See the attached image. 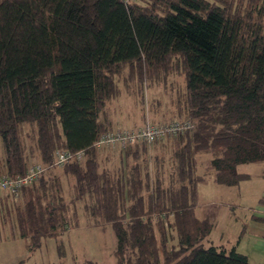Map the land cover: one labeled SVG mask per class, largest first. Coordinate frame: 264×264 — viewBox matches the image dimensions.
Returning a JSON list of instances; mask_svg holds the SVG:
<instances>
[{"label":"trees","instance_id":"obj_1","mask_svg":"<svg viewBox=\"0 0 264 264\" xmlns=\"http://www.w3.org/2000/svg\"><path fill=\"white\" fill-rule=\"evenodd\" d=\"M124 69L126 88L183 75L165 122L192 127L164 137L167 177L157 154L151 178L147 142L119 147L117 168L101 164L94 142L114 127L108 103ZM59 149L84 152L60 175ZM209 149L223 185L249 178L239 164L264 160V0H0V174L46 166L0 202V223L29 252L77 227L81 203L88 222L111 226L116 264H249L235 246L201 242L213 223L195 212L196 154Z\"/></svg>","mask_w":264,"mask_h":264},{"label":"rangeland","instance_id":"obj_2","mask_svg":"<svg viewBox=\"0 0 264 264\" xmlns=\"http://www.w3.org/2000/svg\"><path fill=\"white\" fill-rule=\"evenodd\" d=\"M128 76L124 69L118 79L119 94L108 103V109L114 123L121 127H133L137 124L150 121L157 122L159 118L172 113L175 100L182 98L185 92L183 75L171 72L167 77H144L130 82L128 88L124 85ZM163 118V119H162ZM170 119V118H169ZM116 128L113 127L112 129ZM169 137L156 143H146L148 146V165L151 178L155 173L154 157L164 155L163 169L165 176L172 169L173 160L169 150ZM140 143V142H139ZM118 145L107 146L100 151L101 164L109 168L120 165ZM163 151V153L161 152ZM217 150H203L196 154L198 175L203 181L198 184V200L195 208L199 218L208 217L213 223L210 234L201 242L204 246L210 244L231 248L239 239L244 223L247 232L241 238L240 249L254 250V240L264 241V160L241 163L237 171L246 173L249 178L240 181L237 185L219 184L214 179V169L211 159ZM38 162L33 159L31 163ZM53 173L61 174V166L52 169ZM64 183V195L68 199L71 193L67 178L61 176ZM20 199V198H19ZM19 199L17 201H19ZM11 202L12 197L6 193L0 194V202ZM1 212V211H0ZM78 226L69 229L60 239L46 238L41 246L29 252L22 238L16 235L9 223H0V264H116L114 248L115 234L107 223L94 224L88 222L82 204H77ZM250 217H257L251 220ZM2 216L0 213V220ZM250 233L252 235H250ZM243 233L241 234V236ZM256 236V237H255ZM171 242H175L174 231ZM264 249L261 245L255 250L252 262L262 264Z\"/></svg>","mask_w":264,"mask_h":264},{"label":"built area","instance_id":"obj_3","mask_svg":"<svg viewBox=\"0 0 264 264\" xmlns=\"http://www.w3.org/2000/svg\"><path fill=\"white\" fill-rule=\"evenodd\" d=\"M192 127L190 120H174L162 123H152L145 121L142 125L135 128H114L101 134L94 145L97 148L118 145L125 147L128 144L137 142L152 143L155 140L162 139L166 136L175 135L182 131L189 130ZM83 151L71 152L68 150H57L55 152L53 165L62 166L68 161L83 157ZM46 166L41 163H32L25 173L21 176L12 177L7 174H0V194L16 195L19 190L33 181L37 180L45 171Z\"/></svg>","mask_w":264,"mask_h":264},{"label":"crops","instance_id":"obj_4","mask_svg":"<svg viewBox=\"0 0 264 264\" xmlns=\"http://www.w3.org/2000/svg\"><path fill=\"white\" fill-rule=\"evenodd\" d=\"M171 117V114L169 115V116H167V117H165L164 118V120H161V119H157L156 121H157V123H162V122H165V121H167V120H171L172 118H170ZM170 118V119H169ZM163 119V118H162ZM112 120H113V118H112ZM113 123H114V121H113ZM115 124H117L116 122L114 123V127L116 126V127H121V126H118V125H115ZM143 123H139V124H137V125H135V126H133V127H122V128H135V127H138V126H140V125H142ZM120 152H121V150H119V152H118V156H119V158H120ZM251 218V220H253V219H255L256 217H250ZM246 232H247V228H246V224L244 223V225L242 226V228H241V231H240V234H239V239L237 240V242H236V244L234 245L235 246V248L238 250V251H240L241 253H243V254H245L246 256H247V258H248V261H249V264H257L256 262H252V257H253V254H255V250H257L258 249V246L259 245H261L262 246V248L264 249V241H258V240H254V242H253V248H254V250H251L250 252L248 251V249H240V245H241V243H242V237L246 234ZM243 233V235L241 236V234ZM250 235H252L251 233H250ZM241 237V238H240ZM256 237V236H255ZM25 247H26V245H24ZM1 250H4V249H6V248H4V247H1L0 248ZM20 261H21V259H18V263H20ZM17 263V264H18ZM262 264H264V261L262 262Z\"/></svg>","mask_w":264,"mask_h":264}]
</instances>
